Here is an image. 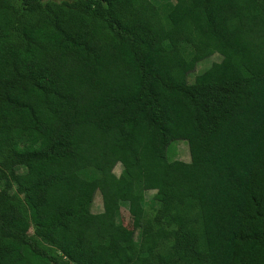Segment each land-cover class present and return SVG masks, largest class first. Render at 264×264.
<instances>
[{
    "label": "trees",
    "instance_id": "obj_1",
    "mask_svg": "<svg viewBox=\"0 0 264 264\" xmlns=\"http://www.w3.org/2000/svg\"><path fill=\"white\" fill-rule=\"evenodd\" d=\"M0 264H264V0H0Z\"/></svg>",
    "mask_w": 264,
    "mask_h": 264
},
{
    "label": "rangeland",
    "instance_id": "obj_2",
    "mask_svg": "<svg viewBox=\"0 0 264 264\" xmlns=\"http://www.w3.org/2000/svg\"><path fill=\"white\" fill-rule=\"evenodd\" d=\"M174 1V0H173ZM221 59V55L218 53L213 54L203 60H201L197 65L193 72L189 74V79L194 78L195 75L205 71L211 64L215 61H219ZM167 155L170 159H180L184 161H189L190 155L188 150V145L185 141L176 140L173 141L170 146L167 148ZM121 171V165L117 164L114 167L115 174H119ZM155 193L154 190L144 191V207L146 208V218L149 219L153 216L152 207L158 206V202L155 201ZM102 210V199L100 194L97 192L94 197L92 211L99 212ZM119 219L128 229L133 230L135 235L138 237L139 230L134 228L133 225V217L128 211V204L126 202H122L119 208ZM150 220V219H149ZM28 235H33V228L31 224L27 229Z\"/></svg>",
    "mask_w": 264,
    "mask_h": 264
}]
</instances>
